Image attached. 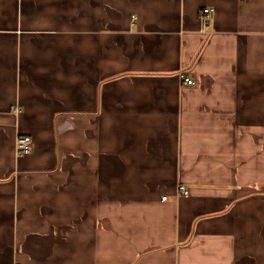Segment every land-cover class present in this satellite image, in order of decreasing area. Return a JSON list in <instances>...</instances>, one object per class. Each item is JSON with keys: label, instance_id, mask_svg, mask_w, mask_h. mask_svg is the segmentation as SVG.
I'll use <instances>...</instances> for the list:
<instances>
[{"label": "crops", "instance_id": "crops-1", "mask_svg": "<svg viewBox=\"0 0 264 264\" xmlns=\"http://www.w3.org/2000/svg\"><path fill=\"white\" fill-rule=\"evenodd\" d=\"M0 264H264V0H0Z\"/></svg>", "mask_w": 264, "mask_h": 264}, {"label": "built area", "instance_id": "built-area-1", "mask_svg": "<svg viewBox=\"0 0 264 264\" xmlns=\"http://www.w3.org/2000/svg\"><path fill=\"white\" fill-rule=\"evenodd\" d=\"M213 14H214L213 9L207 8L202 10V12L200 13V18L203 25H206L211 20ZM181 80L183 81V84L187 86L195 85L193 79L187 78L185 77V75H181ZM32 147H33V140L31 137L21 136L17 139L16 149L19 156L30 154L32 152ZM189 196H190V191L188 190V188L186 186H179L177 197H189ZM163 199L166 200L167 198H163Z\"/></svg>", "mask_w": 264, "mask_h": 264}, {"label": "rangeland", "instance_id": "rangeland-1", "mask_svg": "<svg viewBox=\"0 0 264 264\" xmlns=\"http://www.w3.org/2000/svg\"><path fill=\"white\" fill-rule=\"evenodd\" d=\"M178 193V192H177Z\"/></svg>", "mask_w": 264, "mask_h": 264}]
</instances>
